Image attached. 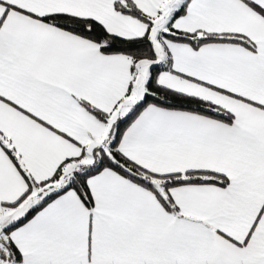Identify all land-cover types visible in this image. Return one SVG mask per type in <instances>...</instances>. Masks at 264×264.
Masks as SVG:
<instances>
[{
	"label": "snow or ice",
	"instance_id": "6c2138e0",
	"mask_svg": "<svg viewBox=\"0 0 264 264\" xmlns=\"http://www.w3.org/2000/svg\"><path fill=\"white\" fill-rule=\"evenodd\" d=\"M0 264H264V0H0Z\"/></svg>",
	"mask_w": 264,
	"mask_h": 264
}]
</instances>
